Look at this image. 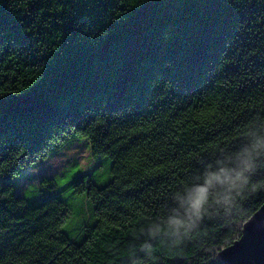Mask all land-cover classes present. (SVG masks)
<instances>
[{
    "label": "trees",
    "instance_id": "obj_1",
    "mask_svg": "<svg viewBox=\"0 0 264 264\" xmlns=\"http://www.w3.org/2000/svg\"><path fill=\"white\" fill-rule=\"evenodd\" d=\"M258 118L264 0H0V264H144L149 244L154 264H221L264 203V164L175 246L146 229ZM77 138L111 179L76 170L94 219L71 236L56 178L26 195L13 180Z\"/></svg>",
    "mask_w": 264,
    "mask_h": 264
},
{
    "label": "clouds",
    "instance_id": "obj_2",
    "mask_svg": "<svg viewBox=\"0 0 264 264\" xmlns=\"http://www.w3.org/2000/svg\"><path fill=\"white\" fill-rule=\"evenodd\" d=\"M245 136L247 142L233 156L217 161L218 167H206L183 192L176 191L177 206L146 229L151 239H166L172 247L198 230L209 215L232 213L238 198L248 190L252 176L264 164V118L256 119ZM147 246L152 252L147 260L143 259L144 264H154L153 244ZM135 264H141L140 259Z\"/></svg>",
    "mask_w": 264,
    "mask_h": 264
},
{
    "label": "rangeland",
    "instance_id": "obj_3",
    "mask_svg": "<svg viewBox=\"0 0 264 264\" xmlns=\"http://www.w3.org/2000/svg\"><path fill=\"white\" fill-rule=\"evenodd\" d=\"M110 167L109 157L93 155L90 142L85 138H77L57 147L44 160L24 168L13 184L18 194L26 195L37 192L43 178H56V195L70 207L67 225L71 229L65 226V230L73 236L77 235L78 227L94 219L87 197L77 194L75 187L71 186L76 170H84L88 178L103 186L111 179Z\"/></svg>",
    "mask_w": 264,
    "mask_h": 264
},
{
    "label": "water",
    "instance_id": "obj_4",
    "mask_svg": "<svg viewBox=\"0 0 264 264\" xmlns=\"http://www.w3.org/2000/svg\"><path fill=\"white\" fill-rule=\"evenodd\" d=\"M221 264H264V203L244 223L242 234L218 254Z\"/></svg>",
    "mask_w": 264,
    "mask_h": 264
}]
</instances>
